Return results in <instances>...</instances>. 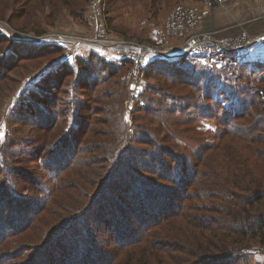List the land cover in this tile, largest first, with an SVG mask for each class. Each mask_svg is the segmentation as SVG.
<instances>
[{
  "label": "trees",
  "instance_id": "trees-1",
  "mask_svg": "<svg viewBox=\"0 0 264 264\" xmlns=\"http://www.w3.org/2000/svg\"><path fill=\"white\" fill-rule=\"evenodd\" d=\"M9 1L0 0V9ZM11 2L18 7H9L7 17L0 11V20L29 17L15 26L26 31L43 5L48 17L62 8L78 17L86 0ZM61 55L57 45L0 34V118L4 91L15 88L0 136V246L18 235L21 241L6 249L10 258L253 264L252 245L264 254V80L249 79L264 72L263 62H224L235 74L229 76L198 56L154 58L127 108L131 60L90 52L72 64L50 63ZM44 63L50 70L18 90L25 73ZM218 112L214 141L204 143L196 125ZM179 139L198 145L181 147Z\"/></svg>",
  "mask_w": 264,
  "mask_h": 264
},
{
  "label": "rangeland",
  "instance_id": "rangeland-1",
  "mask_svg": "<svg viewBox=\"0 0 264 264\" xmlns=\"http://www.w3.org/2000/svg\"><path fill=\"white\" fill-rule=\"evenodd\" d=\"M12 0L9 1L8 8L18 7L17 3H12ZM111 0H86V3L82 10H80V16L73 17L68 9L62 8L58 11L57 14H54L53 17H48L50 15V8L48 5H43L40 9H37L36 13L32 16V22L28 26L26 31L20 30L15 26L23 25V22H28L29 17H20L17 20H14L12 24L8 23L6 20H0V34L4 35L11 42L18 43H27L36 46H49V45H57L62 48V55L60 57H55L51 64L62 61L67 62L68 64H72L74 58L77 56H86L90 52L96 53L107 60L113 61H121L123 59H129L125 54L137 55V53H141V58L144 59L145 65L157 58L151 52H149L145 48H141L140 46L146 47H157L159 45V32L162 30L164 22L166 20L167 14L169 11L177 4L185 3L187 5L198 6L199 3L204 0H118L109 3ZM35 3L37 1H34ZM41 2V1H39ZM1 4V3H0ZM15 5V6H14ZM217 5L216 8H222ZM242 5H231L226 4L223 9L227 12L231 8L233 13L238 14L242 13ZM10 7V8H9ZM4 10L1 8L0 11L7 17L10 13L9 10ZM212 9V10H214ZM227 9V10H226ZM210 11V18L212 17L213 11ZM223 11V10H222ZM228 13V12H227ZM232 16L228 15L220 16L218 14L217 17H213L209 19L210 25H217L218 29H212L214 31L217 30H227L236 24L243 25L245 21L243 20L246 16ZM19 13L16 15L19 17ZM97 21L101 25V30L103 32L102 39L106 41H120V43L127 42L132 43L133 45H119L116 46L114 43H105V42H97L95 43L94 33L95 31V16ZM248 16V15H247ZM264 16V14L258 15L257 17ZM256 17V18H257ZM253 18V17H250ZM249 19V18H247ZM204 19L201 20L203 22ZM37 29V30H36ZM39 31L40 33H36ZM224 34L226 31H222ZM57 35L65 40H57L56 38H48L49 36ZM198 61L194 60V58H187L188 61ZM237 62L239 63H247L254 64L257 62L264 63V47L258 46L256 48L246 49L243 53L239 55L237 58ZM131 60V59H130ZM131 64L125 73V86L127 89V74L129 70L132 69L134 62L131 60ZM50 63L42 64V67L38 69H29L28 73H25L26 76L23 78L22 83L18 90L21 91L23 88H28V86L33 85V77L43 76L46 72H48L51 68ZM226 63V62H225ZM50 66V67H49ZM211 71L213 70H224L226 71V75L234 76L233 70L230 68H226L224 62L216 61L211 62L209 65ZM141 78V74H140ZM249 79L253 82H256V85L264 80V72H255L252 75H249ZM147 82H152L149 80ZM146 82V83H147ZM145 81L141 79L139 90L132 96L129 95L126 90V96L128 98L126 102V107L129 108L131 106L132 99L138 94L142 86H144ZM18 87V86H17ZM12 89L5 90V97L3 98L4 104L7 103L6 109L4 108L2 117L0 118V136H3L5 133V122L4 119L6 113H8L13 106V98L10 100V96H12ZM18 95V93H16ZM194 113V111H191ZM215 118H207L199 120V123L196 125V130L200 131L203 134V142L211 144L214 141V132H216L217 123L221 119V112L215 114ZM105 117L106 115H100L99 113L95 115V117ZM4 118V119H3ZM98 119V118H96ZM125 120L128 121V117L125 115ZM102 126H96L95 130H101ZM200 133V135H202ZM201 138V137H200ZM178 144L181 147H189L194 149L195 146L198 145L197 142L193 141V139H179L177 140ZM23 150V149H22ZM21 153V152H20ZM92 158V156H90ZM34 163H30L29 167L34 170ZM31 172V171H30ZM10 220L6 219L5 223H8ZM101 231V228H99ZM25 237L24 234L21 235ZM19 235L17 237L11 238L7 244L3 243L0 246V262L3 261V264H18L20 259H12L10 258L11 254L5 253L6 249L10 245L15 246L16 242L19 241ZM24 243V242H22ZM21 243V244H22ZM21 250H16L19 252ZM253 255V264H264V254L259 251V249L252 245V247L248 250ZM15 254L14 256H16ZM13 256V257H14ZM14 262V263H13Z\"/></svg>",
  "mask_w": 264,
  "mask_h": 264
},
{
  "label": "built area",
  "instance_id": "built-area-1",
  "mask_svg": "<svg viewBox=\"0 0 264 264\" xmlns=\"http://www.w3.org/2000/svg\"><path fill=\"white\" fill-rule=\"evenodd\" d=\"M239 1L244 0H204L201 6L187 5L185 3L177 4L167 14L163 28L159 32V45L157 47H140L147 49L157 58L167 61H177L186 55L198 56L206 61H236L239 53L247 47L255 43L264 44V39H262L264 33L258 36H251L245 32L221 34L222 30L198 31L197 26L217 5L224 2L236 3ZM95 23V43L101 41L109 44L114 43L116 46L133 45L127 42L101 40L103 32L96 16ZM229 29L231 28L227 30ZM48 38H56L60 41L65 40L57 35H52ZM124 56L134 62L132 69L127 74V92L133 96L139 90L140 74L144 68L145 61L141 58L140 52L137 55L125 54Z\"/></svg>",
  "mask_w": 264,
  "mask_h": 264
},
{
  "label": "crops",
  "instance_id": "crops-1",
  "mask_svg": "<svg viewBox=\"0 0 264 264\" xmlns=\"http://www.w3.org/2000/svg\"><path fill=\"white\" fill-rule=\"evenodd\" d=\"M203 2L199 3L198 6H201L203 4ZM226 4H229V6L236 5V4L242 5L241 6L242 7L241 9H242L243 12L242 13L235 14V13H233L232 9L230 8L229 11H227L228 12L227 13L223 9V7ZM221 5H223L222 8H220V9L219 8H216V10L215 9L212 10L213 13H212V17L211 18H213V17H217L218 18V14L220 16H222V15L223 16L228 15L229 17H232L235 14V16H237V15H239V16H241V15L246 16V17L243 18V20H248V21H245V23L242 26L241 25H238V24L232 26V27H235V28H232V29L227 30L224 34H234V33L245 32V33H247V34H249L251 36H258V35H262L264 33V16L257 17L258 15L264 14V0H244V1H239V2H236V3L224 2L223 4H220L219 6L221 7ZM250 17H253V18H250ZM211 18H210V16L209 17H206L203 20V22H201L197 26V30L198 31H207V30L218 29V27L216 25L217 23L215 25H213V26L210 25L209 19H211ZM247 18H249V19H247ZM258 46H261V47L263 46L264 47V44H262V43H255V44L247 47L246 49L256 48ZM246 49H244L243 51H241L239 53V55L241 53H243Z\"/></svg>",
  "mask_w": 264,
  "mask_h": 264
},
{
  "label": "snow or ice",
  "instance_id": "snow-or-ice-1",
  "mask_svg": "<svg viewBox=\"0 0 264 264\" xmlns=\"http://www.w3.org/2000/svg\"><path fill=\"white\" fill-rule=\"evenodd\" d=\"M262 39H264V37H262Z\"/></svg>",
  "mask_w": 264,
  "mask_h": 264
}]
</instances>
